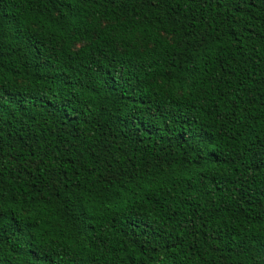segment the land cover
Masks as SVG:
<instances>
[{"label": "trees", "instance_id": "16d2710c", "mask_svg": "<svg viewBox=\"0 0 264 264\" xmlns=\"http://www.w3.org/2000/svg\"><path fill=\"white\" fill-rule=\"evenodd\" d=\"M0 264H264V0H0Z\"/></svg>", "mask_w": 264, "mask_h": 264}]
</instances>
